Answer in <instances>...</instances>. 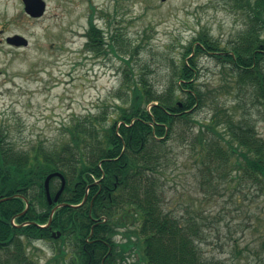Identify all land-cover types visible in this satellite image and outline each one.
Here are the masks:
<instances>
[{"label":"trees","instance_id":"16d2710c","mask_svg":"<svg viewBox=\"0 0 264 264\" xmlns=\"http://www.w3.org/2000/svg\"><path fill=\"white\" fill-rule=\"evenodd\" d=\"M227 5L242 28L227 43L201 29L184 46L182 62L170 66L162 89L132 67L140 46L127 43L122 28L105 32L90 20L87 49L113 54L126 66L111 94L119 104L113 112L104 105L74 117L48 144L22 147L0 128V200L10 198L0 202V264H41L28 252L36 241L54 244L45 264H227L203 257L200 223L166 210L162 183L177 143L206 184L230 179L246 195L264 193V137L256 121L239 112L246 100L264 106V0ZM205 54L219 64L214 88L201 81ZM224 95H234L231 109L220 103ZM200 109L211 111L210 119H197L193 111ZM54 172L66 179L59 203L78 207H60L43 228L56 206L45 190ZM61 185L51 180L52 197Z\"/></svg>","mask_w":264,"mask_h":264},{"label":"rangeland","instance_id":"374dc122","mask_svg":"<svg viewBox=\"0 0 264 264\" xmlns=\"http://www.w3.org/2000/svg\"><path fill=\"white\" fill-rule=\"evenodd\" d=\"M4 1L0 0V22L11 18L0 32V128L22 147L52 143L74 117L96 114L104 105L113 112L119 104L111 94L121 85L126 66L113 54L96 55L87 49L91 19L105 32L122 28L127 43L140 46L132 67L143 69L159 89L170 66L182 62L184 46L201 29L227 43L242 28L227 0H48L46 17L31 25L19 18L12 0L4 14ZM15 36L29 45H9L6 38ZM199 65L202 83L216 87L221 76L215 58L202 55ZM220 103L231 109L235 97L224 95ZM242 105L245 109L239 112L249 114L264 137V106L256 107L250 100ZM193 112L199 120L212 115L208 109ZM189 155L184 145L174 144L162 180L166 210L200 223L205 259L264 264V193L254 189L246 195L247 190L241 191L230 179L206 184ZM53 246L51 241H36L28 252L45 264L53 256Z\"/></svg>","mask_w":264,"mask_h":264},{"label":"flooded vegetation","instance_id":"af4514ba","mask_svg":"<svg viewBox=\"0 0 264 264\" xmlns=\"http://www.w3.org/2000/svg\"><path fill=\"white\" fill-rule=\"evenodd\" d=\"M8 2H9V0L4 1V6L2 9L4 14L6 13L5 8L10 6ZM11 5L13 7H19V14H18L19 18L25 19L27 25L34 24L35 22H38V21L44 19L46 17V15L48 14V10H49L48 0H41V2H40V0H12ZM42 9L44 10L43 15L38 16V14L41 12ZM2 11H1V13H2ZM6 18H7V20L5 22H0V26H1L0 32H5L4 30L6 29V26H7L6 23L11 17L8 18V16H6ZM9 38L10 37L6 38V42L8 41ZM23 41L24 40H22V39H18L16 41H14V44L11 46H14L16 48L25 47L26 45H24L22 43ZM17 42H21V43H19L21 45H18ZM135 224H136V227H138L139 221L136 220Z\"/></svg>","mask_w":264,"mask_h":264},{"label":"water","instance_id":"95a60500","mask_svg":"<svg viewBox=\"0 0 264 264\" xmlns=\"http://www.w3.org/2000/svg\"><path fill=\"white\" fill-rule=\"evenodd\" d=\"M161 1H166V0H161ZM41 2V0H40ZM44 13V10L42 9L41 12L38 14V16H41L43 15ZM15 39H22L24 40L22 37L20 36H15L13 38H10L9 41H14ZM18 43H21V42H18ZM23 44L27 45V41L24 40L22 42ZM55 177H58L60 178L61 182H62V186H61V189L56 193V195L54 196V198L52 197L51 195V191H50V182L53 178ZM66 186V179L65 177L63 176V174H61L60 172H54V173H51L49 174L47 177H46V180H45V190H46V194H47V197H48V200H49V203L52 205L53 203H58L59 201V198L61 196V194L63 193L64 191V188ZM10 198H3L2 200H0V202H4V201H7L9 200ZM87 200V196L85 197L84 201L80 204L82 205L85 201ZM27 202V208H26V211L28 210L29 208V204H28V201ZM64 206H70V207H78V206H74V205H70V204H67V203H58L52 210L51 212V215H50V219H49V222L45 225V226H42L43 228H48L51 226L52 224V221H53V216L55 214V212L60 208V207H64ZM61 236V233L60 232H55L53 233V237L55 238H59Z\"/></svg>","mask_w":264,"mask_h":264}]
</instances>
